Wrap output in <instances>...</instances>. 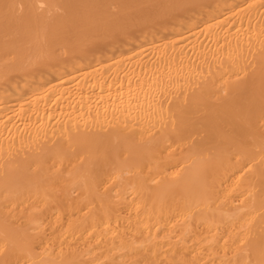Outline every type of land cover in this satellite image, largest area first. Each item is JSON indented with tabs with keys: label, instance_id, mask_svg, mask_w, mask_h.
<instances>
[{
	"label": "bare ground",
	"instance_id": "6f19581e",
	"mask_svg": "<svg viewBox=\"0 0 264 264\" xmlns=\"http://www.w3.org/2000/svg\"><path fill=\"white\" fill-rule=\"evenodd\" d=\"M0 264H264V0H0Z\"/></svg>",
	"mask_w": 264,
	"mask_h": 264
}]
</instances>
